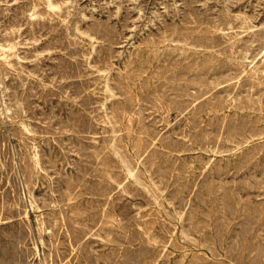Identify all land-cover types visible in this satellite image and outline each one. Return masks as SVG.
<instances>
[{"label": "rangeland", "instance_id": "obj_1", "mask_svg": "<svg viewBox=\"0 0 264 264\" xmlns=\"http://www.w3.org/2000/svg\"><path fill=\"white\" fill-rule=\"evenodd\" d=\"M0 49V264H264V0H0Z\"/></svg>", "mask_w": 264, "mask_h": 264}, {"label": "bare ground", "instance_id": "obj_2", "mask_svg": "<svg viewBox=\"0 0 264 264\" xmlns=\"http://www.w3.org/2000/svg\"><path fill=\"white\" fill-rule=\"evenodd\" d=\"M44 3H45V2H44ZM10 48H11V47H10ZM8 49H9V48H8ZM0 50H1V49H0ZM5 51H6V50H5ZM9 51H10V50H9ZM2 52H4V50H2L1 53H2ZM7 57H8V56H7ZM0 58H1V57H0ZM5 60H6V59H5ZM5 60H4V61H5ZM3 77H4V76H3ZM215 85H216V84H215ZM105 87H106V86H105ZM215 87H216V86H215ZM106 88H107V87H106ZM109 88H110V87H109ZM210 88H211V87H210ZM105 90H106V89H105ZM202 90H203V89H202ZM199 91H200V90H199ZM106 92H107V91H106ZM203 92H204V91H203ZM212 92H213V91H212ZM124 93H125V92H124ZM130 93H131V92H130ZM200 93H201V92H200ZM206 93H207V92H206ZM127 94H128V93H127ZM203 95H205V94H203ZM207 95H208V94H207ZM210 95H211V94H210ZM200 96H201V95H200ZM200 96H198V97H200ZM3 97H4V96H3ZM128 98H129V97H128ZM206 98H207V97H206ZM126 99H127V98H126ZM191 99H193V98H191ZM208 99H210V98L208 97ZM128 100H129V99H128ZM157 100H158V99H157ZM132 101H133V100L131 99V103H132ZM194 101H195V100H194ZM110 102H111V101H110ZM121 102H122V101H121ZM137 102H138V100H137ZM172 102H174V101H172ZM191 102H192V101H191ZM209 102H210V100H209ZM131 103H130V104H131ZM156 103H157V102H156ZM197 103H198V102H197ZM197 103H196V104H197ZM199 103H200V102H199ZM203 103H204V102H203ZM206 103H207V102H206ZM210 103H211V102H210ZM210 103H209V104H210ZM212 103H213V102H212ZM114 104H115V103H114ZM118 104H119V103H118ZM159 104H160V103H159ZM217 104H218V103H217ZM125 105H126V104H125ZM132 105H133V104H132ZM162 105H163V104H162ZM214 105H215V104H214ZM233 105H234V104H233ZM238 105H239V104H238ZM133 106H134V105H133ZM167 106H168V105H167ZM175 106H176V105H175ZM126 107H127V106H126ZM176 107H177V106H176ZM176 107H175V108H176ZM210 107H211V106H210ZM235 107H236V106H235ZM239 107H240V106H239ZM109 108H110V107H109ZM112 108H113V107H112ZM112 108H111V109H112ZM119 108H120V107H119ZM171 108H173V107H171ZM185 108H186V107H185ZM188 108H189V107H188ZM195 108H196V107H195ZM206 108H207V107H206ZM208 108H209V107H208ZM106 109H107V108H106ZM117 109H118V108H117ZM126 109H127V108H126ZM135 109H136V108H135ZM137 109H138V108H137ZM179 109H180V108H179ZM113 110H114V109H112V111H113ZM118 110H119V109H118ZM109 111H110V110H109ZM125 111H126V110H125ZM128 111H129V110H128ZM136 111H137V110H136ZM141 111H142V110H141ZM194 111H196V109H195ZM211 111H213V110H211ZM118 113H119V112H118ZM176 113H179V112L177 111ZM213 113H214V112H213ZM102 114H104V113H102ZM127 114H128V113H127ZM129 114H130V113H129ZM208 114H209V113H208ZM108 115H109V114H108ZM111 115H112V114H111ZM123 115H124V114H123ZM131 116H132V115H131ZM141 117H142V115H141ZM141 117H140V118H141ZM106 118H107V116H106ZM115 118H116V117H115ZM136 118H138V117H136ZM140 118H138V119H140ZM185 118H186V117H185ZM191 118H192V117H191ZM128 119H129V118H128ZM193 119H194V118H193ZM105 120H106V119H105ZM131 120H132V119H130V122H131ZM122 121H123V120H122ZM107 122H108V121H107ZM128 122H129V121H128ZM102 123H103V121H102ZM137 124H138V123H137ZM139 125H140V124H139ZM129 126H130V125H129ZM135 126H136V125H135ZM127 127H128V125H127ZM141 127H142V126H141ZM130 128H131V127H130ZM236 128H237V127H236ZM122 129H123V127H122ZM241 129H242V128H241ZM251 130H252V129H251ZM254 130H255V129H254ZM27 131H28V130H27ZM142 131H143V130H142ZM144 131H146V130L144 129ZM234 132H235V131H234ZM236 132H237V131H236ZM241 132H243V131H241ZM253 132H254V131H253ZM131 133H132V132H131ZM141 133H142V132H141ZM258 133H260V132H258ZM135 134H136V133H135ZM254 134H256V133H254ZM113 135H114V134H113ZM146 135H147V134H146ZM231 136H232V135H231ZM238 136H239V134H238ZM228 137H229V136H228ZM106 138H107V137H106ZM109 138H110V137H109ZM111 138H112V137H111ZM138 138H139V137H138ZM138 138H137V139H138ZM141 138H142V137H141ZM241 138H242V136H241ZM113 139H114V138H113ZM141 140H142V139H141ZM141 140H140V141H141ZM232 140H233V139H232ZM238 140H239V139H238ZM252 140H253V139H252ZM125 141H126V140H125ZM140 141H139V142H140ZM148 141H149V140H148ZM229 141H231V140H229ZM263 141H264V140H263ZM136 142H137V141H136ZM136 142H134V144H135ZM145 142H146V141H145ZM151 142H152V141H151ZM164 142H166V141L164 140ZM236 142H237V141H236ZM258 142H259V141H258ZM131 143H132V142H131ZM141 143H142V142H141ZM153 143H154V142H153ZM127 144H128V143H127ZM138 144H139V143H138ZM138 144H137V145H138ZM160 144H161V143H160ZM256 144H257V143H256ZM116 145H118V144H116ZM119 145H121V143H120ZM141 145H142V144H141ZM182 145H183V144H182ZM182 145H181V146H182ZM251 145H252V144H251ZM143 146H144V145H143ZM173 146H174V145H173ZM253 146H254V145H253ZM108 147H109V146H108ZM119 147H121V146H119ZM166 147H167V145H166ZM114 148H115V147H114ZM171 148H172V147H171ZM181 148H182V147H181ZM107 149H108V148H107ZM163 149H164V148H163ZM178 149H179V148H178ZM261 149H263V148H261ZM140 150H141V149H140ZM168 150H170V149H168ZM173 150H175V149H173ZM176 150H177V149H176ZM176 150H175V151H176ZM179 150H180V149H179ZM183 150H184V149H183ZM185 150H186V149H185ZM105 151H106V150H105ZM120 151H121V150H120ZM127 151H128V150H127ZM134 151H135V150H134ZM170 151H171V150H170ZM260 151H261V150H260ZM262 151H263V150H262ZM106 152H108V151H106ZM118 152H119V151H118ZM122 152H123V151H122ZM122 152H121V153H122ZM125 152H126V151H125ZM125 152H124V153H125ZM131 152H132V150H131ZM135 152H136V151H135ZM141 152H142V150H141ZM168 153H169V152H168ZM125 154H126V153H125ZM113 155H114V154H113ZM126 155H127V154H126ZM138 155H139V154H138ZM103 157H104V156H103ZM137 157H138V156H137ZM35 161H36L35 163L37 164V160H35ZM102 161H104V158L102 159ZM130 161H131V160H130ZM103 163H104V162H103ZM115 163H116V162H115ZM153 163H154V162H153ZM105 165H106V164H105ZM245 165H246V164H245ZM129 166H130V164H129ZM133 166H134V163H133ZM130 167H131V166H130ZM111 168H112V167H111ZM133 171H135V170H133ZM132 173H133V172H132ZM132 173H131V174H132ZM129 176H130V175H129ZM129 176H128V177H129ZM136 176H137V175H136ZM141 176H142V175H141ZM139 178H140V177H139ZM143 180H144V178H143ZM137 184H138V183H137ZM146 186H147V185H146ZM123 187H124V186H123ZM122 189H123V188H122ZM148 190H149V189H148ZM151 192H152V191H151ZM155 199H156V198H155ZM75 204H76V203H75ZM73 205H74V204H73ZM72 207H73V206H72ZM75 208H76V206H75ZM236 210H237V209H236ZM71 211H73V208H72ZM75 211H76V210H75ZM77 212H78V211H77ZM236 212H237V211H236ZM78 218H79V217H78ZM113 220H114V219H113ZM189 220H190V219H189ZM198 220H199V219H198ZM198 220H197V221H198ZM81 221H82V220H81ZM114 221H115V220H114ZM185 221H186V220H185ZM187 221H188V220H187ZM195 221H196V220H195ZM76 222H77V221H76ZM110 222H111V221H110ZM71 223H72V222H71ZM80 223H81V222H80ZM107 223H108V222H107ZM113 224H114V223H113ZM180 224H181V223H180ZM184 224H185V223H184ZM108 225H110V224H108ZM177 225H178V224H177ZM114 226H115V225H114ZM194 226H195V225H194ZM189 227H190V226H189ZM180 228H181V227H180ZM109 229H110V228H109ZM190 229H191V228H190ZM193 229H194V228H193ZM198 230H199V229H198ZM190 231H191V230H190ZM188 232H189V231H188ZM193 232H194V231H193ZM196 232H197V231H196ZM185 233H186V232H185ZM189 234H190V233H189ZM192 234H193V233H192ZM197 234H198V233H197ZM198 235H199V234H198ZM35 239H36V238H35ZM191 240H192V239H191ZM193 240H194V239H193ZM195 240H196V239H195ZM157 242H158V241H157ZM155 243H156V242H155ZM189 243H190V242H189ZM153 244H154V243H153ZM154 245H155V244H154ZM195 246H196V245H195ZM182 255H183V254H182ZM184 256H185V255H184ZM193 256H194V255H193ZM182 258H183V257H182ZM195 260H197V259H195ZM181 263H182V262H181Z\"/></svg>", "mask_w": 264, "mask_h": 264}]
</instances>
